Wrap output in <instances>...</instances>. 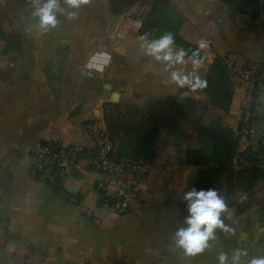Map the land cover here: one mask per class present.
<instances>
[{"label":"crops","instance_id":"crops-1","mask_svg":"<svg viewBox=\"0 0 264 264\" xmlns=\"http://www.w3.org/2000/svg\"><path fill=\"white\" fill-rule=\"evenodd\" d=\"M47 2L0 0V30L21 41L20 51L3 53L0 40V264H220L221 253L233 264L237 250L246 253L240 264L264 257V178L250 169L235 170L254 175L240 178L230 203L227 177L213 183L226 204L220 219L227 230L216 228L215 239L195 255L175 239L188 227L184 196L200 170L185 161V151L198 144L197 124L219 119L237 129L245 90L235 73L248 62L264 69V0L254 19L232 12L223 0H169L148 38L139 35L140 18L112 12L109 0L79 8L56 0V26L42 30L34 13ZM169 32L173 54L185 52L171 67L146 49V42ZM217 56L232 72L227 111L213 107L200 87H180L172 79L178 72L192 84L202 81ZM106 103L156 118L153 158L140 161L138 194L123 215L99 203L101 193H118L121 177L113 173L82 161L67 169L55 191L33 172L43 141L87 146L89 123L106 133ZM263 126L253 123L255 131Z\"/></svg>","mask_w":264,"mask_h":264},{"label":"trees","instance_id":"trees-1","mask_svg":"<svg viewBox=\"0 0 264 264\" xmlns=\"http://www.w3.org/2000/svg\"><path fill=\"white\" fill-rule=\"evenodd\" d=\"M32 1L33 0H16L17 3L23 6L29 5ZM133 1L135 0H109V7L112 12H118L127 5L132 4ZM168 2L169 0H150L151 12H157L159 17L163 9L168 5ZM262 3L263 0H235L231 11L248 14L254 19L259 16L262 10ZM154 28L155 24L153 26V29ZM152 32L154 34V31ZM0 40L5 41L3 53H6L7 50L18 52L21 49V41L18 35L12 36L2 29L0 30ZM231 76V67L226 62V58L217 56L214 58L208 72L202 80L206 82V86L201 88V90L210 96V104L222 111H227L231 103ZM129 108L132 113H141L145 116V119L141 122L139 121V123L135 122L133 126L132 120L128 115L118 113L117 116H114L113 109L121 110L119 104L106 103L103 105V117L106 126L105 134L107 135V139L112 146L117 143L115 150V157H117V159L123 157V159L131 161L151 160L154 155L152 144L157 132L156 119L148 118L146 114L137 107L129 106ZM151 126L153 127V137L148 140L144 149L140 151V153H130L127 156L125 153L126 136L136 131L138 127H141L137 134V137L141 138L145 135L144 133L148 131V127L151 128ZM197 133V147L185 151L186 164L200 167L194 188H196V190L200 188L204 190L212 189L214 181L219 177L225 176L228 180L227 201L230 203L232 190L238 186L240 178L245 176L251 179L254 175L251 171L237 172L233 169V157L238 146L235 132L232 128L224 126L219 119H213L209 125L197 124ZM44 143L45 141L42 142V144ZM39 177L40 174L35 172V178L38 179ZM51 185L55 191L60 190L59 179H56ZM100 195H102V193ZM99 203H101V201H99Z\"/></svg>","mask_w":264,"mask_h":264},{"label":"built area","instance_id":"built-area-1","mask_svg":"<svg viewBox=\"0 0 264 264\" xmlns=\"http://www.w3.org/2000/svg\"><path fill=\"white\" fill-rule=\"evenodd\" d=\"M237 81L245 90L243 116L234 129L238 146L233 157V169H250L264 178V126L255 131L253 123L264 125V103L260 95L264 92V69L255 62L245 63L235 73ZM89 144L87 146H67L60 141H46L39 144L37 163L33 172H38L50 184L60 179L67 169H73L84 161L90 167L100 168L119 176L118 193L100 195V204L117 210L119 214L128 212L138 194L137 181L143 176L144 167L140 161L123 159L116 162L110 157L112 144L105 132L95 124H87Z\"/></svg>","mask_w":264,"mask_h":264},{"label":"clouds","instance_id":"clouds-1","mask_svg":"<svg viewBox=\"0 0 264 264\" xmlns=\"http://www.w3.org/2000/svg\"><path fill=\"white\" fill-rule=\"evenodd\" d=\"M67 3L72 8H79L81 4L88 3V0H67ZM57 7L56 0H48L47 3L36 10L35 16L39 17V27L42 30H47L49 27L56 26V18L54 9ZM75 13L70 14V17ZM174 44V37L172 33L162 35L158 40L146 42L147 53L153 56L158 61L167 62L166 66L171 67L173 64L182 63L185 56L183 50L177 52L175 55L172 52L171 46ZM204 47V44H201ZM194 67H198L194 63ZM172 79L180 87L186 84L191 85L193 90L197 87L203 88L206 86L205 81L196 80L192 84L186 77H181L178 72L172 73ZM184 199L188 201L189 216L186 219L187 228L179 229L175 234L176 244L185 250L188 255H195L204 251L208 247V241L215 239L214 230L216 228L225 229L223 221L220 219L222 212L226 210V204L223 198L219 197L215 189L199 190L192 188L188 191ZM246 253L237 250L233 256V264H240L239 258ZM227 256L221 253L219 260L220 264H226ZM249 264H264V257L253 258Z\"/></svg>","mask_w":264,"mask_h":264},{"label":"rangeland","instance_id":"rangeland-1","mask_svg":"<svg viewBox=\"0 0 264 264\" xmlns=\"http://www.w3.org/2000/svg\"><path fill=\"white\" fill-rule=\"evenodd\" d=\"M8 1L14 3V0H8ZM227 2H228V5H229V9L231 10V8L233 7V5L235 3V0H227ZM99 5H101V3H99ZM150 5H151L150 0H135V1H133L132 4L127 5L121 11L114 12V13H119V12L127 10V12L130 13V17L131 18H140L143 21V25H142V27H141V29L139 31L140 32L139 35L141 37H143V38L150 37L153 34V32H152L153 30L152 29H153V26H154L155 22L157 21V18H158V13L157 12H153V11L151 12ZM3 21L5 22L3 24L8 27V25L10 24V19L4 18ZM6 26H5V28H6ZM120 106H121V110L113 109L114 116H117L118 113H121L122 115L123 114L128 115V117H130L131 120H132L133 126H134L135 122L139 123V121L141 122V121H143L145 119L144 118L145 116H143L139 112L138 113H132L130 111V108H129L128 105H120ZM146 116L148 118H151V119L155 118V117H150L147 114H146ZM140 129H141V127H138L136 131H133V132L129 133L126 136V142H125L126 151L125 150L124 151H125L127 156L130 153H132V154H134V153L137 154V152L140 153V151H142L144 149V147L147 144L148 140L151 137H153V127L152 126H151V128L148 127V131L145 132L144 133L145 135L142 136L141 138L137 137V134L139 133ZM116 144L117 143H115L114 146H112V148H111L110 157L113 158V160L116 159L119 162H121L123 160V157H120L118 159H117V157H115V150H116V146H117ZM123 146H124V144H123ZM116 160H114V161H116ZM118 161H116V162H118ZM144 161L146 162V160H144ZM113 211H115L117 214H119L117 212V210L113 209ZM123 214H125V213H123ZM123 214H119V215H123Z\"/></svg>","mask_w":264,"mask_h":264}]
</instances>
